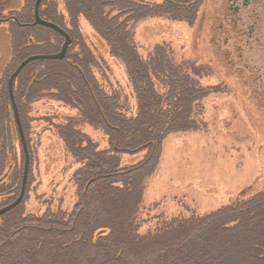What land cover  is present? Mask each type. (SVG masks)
I'll return each instance as SVG.
<instances>
[{
    "label": "trees",
    "instance_id": "trees-1",
    "mask_svg": "<svg viewBox=\"0 0 264 264\" xmlns=\"http://www.w3.org/2000/svg\"><path fill=\"white\" fill-rule=\"evenodd\" d=\"M35 2L23 0L19 11L0 22L10 25L12 50L0 83V209L19 196L24 168L9 77L25 59L57 54L64 43L53 30L33 25ZM62 4L45 0L39 14L71 37L66 57L32 62L14 81L30 171L22 203L0 216V264H264V192L202 217L170 222L159 217L162 228L140 234L142 224L150 223L137 219L145 184L160 164L165 140L197 130L196 108L218 91L201 85V67L176 65L166 47L141 56L130 24L175 17L193 25L203 0H157L153 6L133 0ZM82 19L123 65L129 93L123 95L106 75H98L99 60L105 62L87 44ZM44 99L77 113L60 122L47 120L77 166L71 178L76 203L69 211L49 203L42 214H32L26 207L32 170L29 113ZM85 125L107 137V149L84 132ZM140 153L137 164L122 166V155Z\"/></svg>",
    "mask_w": 264,
    "mask_h": 264
},
{
    "label": "rangeland",
    "instance_id": "rangeland-1",
    "mask_svg": "<svg viewBox=\"0 0 264 264\" xmlns=\"http://www.w3.org/2000/svg\"><path fill=\"white\" fill-rule=\"evenodd\" d=\"M56 1L62 7V0ZM133 1L157 4V0ZM22 5L23 0H0V22ZM229 12L227 0H203L193 25L175 17L130 24V35L141 56L166 47L176 65L201 67V85L218 91L196 108L197 130L171 135L164 142L160 164L146 181L137 215L140 222H150L142 224V235L162 228L159 217L168 222L202 217L264 192V48L250 40L246 26L234 22ZM116 13L112 11V15ZM81 30L91 50L105 62L99 60L103 67L98 75H106L123 95L129 93L123 65L109 56L83 19ZM11 53L10 25L0 24V83ZM103 82L107 87L108 81ZM158 90L162 91L161 86ZM130 103L133 105L132 99ZM76 114L45 99L31 106L32 170L26 207L32 214H42L49 203L67 211L76 203L71 178L77 166L55 132L48 129L49 120L60 122L63 116ZM83 130L102 149L108 148L102 132L88 125ZM142 158L143 153L122 155L121 164L132 166Z\"/></svg>",
    "mask_w": 264,
    "mask_h": 264
},
{
    "label": "water",
    "instance_id": "water-1",
    "mask_svg": "<svg viewBox=\"0 0 264 264\" xmlns=\"http://www.w3.org/2000/svg\"><path fill=\"white\" fill-rule=\"evenodd\" d=\"M43 1H45V0H36V2H35V6H34L35 21H34L33 25L34 26H42V27H46L48 29L53 30L54 32H56L57 34H59L60 36H62L64 38V43L61 47V50L57 54H54V55H35V56H31V57L25 59L17 67V69L12 73V75L9 77V80L7 83L8 93H9V98H10V103H11L15 123H16L17 130L19 133L21 145L23 148L24 168H23V176H22V184H21L20 194L14 202H12L11 204L0 209V216L10 212L11 210L15 209L16 207H18L22 203L24 196H25V193H26V187H27L29 171H30V153H29L26 138H25V135L23 132V128H22V124H21V120H20V116H19V112H18V107H17L15 97H14V81L19 76V74L32 62L44 61V60H55V61L63 60L66 57L67 50L72 43V39L66 31H64L62 28H60L59 26H57L51 22H48V21L41 19L40 14H39V9H40V6H41Z\"/></svg>",
    "mask_w": 264,
    "mask_h": 264
},
{
    "label": "flooded vegetation",
    "instance_id": "flooded-vegetation-1",
    "mask_svg": "<svg viewBox=\"0 0 264 264\" xmlns=\"http://www.w3.org/2000/svg\"><path fill=\"white\" fill-rule=\"evenodd\" d=\"M227 7L231 19L246 26L250 40L264 48V0H227Z\"/></svg>",
    "mask_w": 264,
    "mask_h": 264
},
{
    "label": "crops",
    "instance_id": "crops-1",
    "mask_svg": "<svg viewBox=\"0 0 264 264\" xmlns=\"http://www.w3.org/2000/svg\"><path fill=\"white\" fill-rule=\"evenodd\" d=\"M166 140H167V139H166ZM166 140H165V141H166ZM149 179H150V178H149ZM149 179H148V180H149ZM148 180H147V181H148ZM146 187H147V186H146V184H145V188H146Z\"/></svg>",
    "mask_w": 264,
    "mask_h": 264
}]
</instances>
